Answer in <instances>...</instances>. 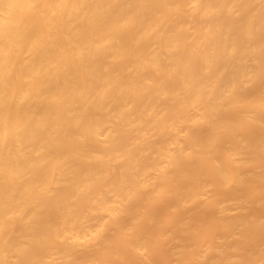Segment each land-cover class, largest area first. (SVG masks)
Returning a JSON list of instances; mask_svg holds the SVG:
<instances>
[{
    "label": "bare ground",
    "instance_id": "obj_1",
    "mask_svg": "<svg viewBox=\"0 0 264 264\" xmlns=\"http://www.w3.org/2000/svg\"><path fill=\"white\" fill-rule=\"evenodd\" d=\"M0 264H264V0H0Z\"/></svg>",
    "mask_w": 264,
    "mask_h": 264
}]
</instances>
